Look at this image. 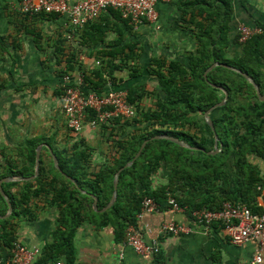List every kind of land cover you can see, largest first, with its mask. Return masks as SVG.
<instances>
[{"label":"trees","instance_id":"1","mask_svg":"<svg viewBox=\"0 0 264 264\" xmlns=\"http://www.w3.org/2000/svg\"><path fill=\"white\" fill-rule=\"evenodd\" d=\"M230 5L229 0L186 4L183 11L190 9L193 11L191 17L198 15L202 20L196 25L195 53L190 55L187 66L177 61H152L148 66L149 74L156 79L159 89L147 91L143 85L127 89V101L134 105L135 116L127 120L113 119L100 128L106 130L111 124L123 123L134 129L120 140L110 134L112 152L105 154L104 162L94 164L92 153L86 148L71 153L53 150L60 171L54 167L50 153H46L45 160L43 155L39 158V173L33 180L2 184L12 206L11 215L0 220L3 230L0 239L6 248L11 249L16 240L13 220L21 217L34 220L38 210L45 206L56 210V227L52 241L43 248L34 264H57L62 257L73 264V237L83 223L96 227L110 223L122 236L126 227L136 225L135 216L144 197L154 199L162 208L171 197L188 214L202 208L220 210L225 202L245 206L255 214L264 213V208L257 205L264 180L258 167L249 162L250 156L264 162V101L259 100L251 84L231 70L217 66L206 78L203 76L214 63L230 65L250 76L260 94L264 93V27L257 24L263 33L244 43H239L235 34L233 41L240 53L226 57L224 51L230 42L228 33L232 17ZM106 12L121 19L118 11L108 8ZM124 49L129 50V54H125V60L121 58L120 64L105 62L88 75L82 73V82L90 88L89 92H102L108 83L115 86L114 72L125 70L126 59L136 58L133 54L135 43L114 53L122 54ZM79 69L82 70L80 65ZM138 72L133 69L130 77L134 78ZM211 84L228 93L225 105L210 115L214 132L222 144L221 151L215 155L207 154L213 151L214 135L204 120V113L224 95ZM146 97H151L152 107L140 108L138 101ZM160 135L178 138L203 149L204 153L179 147L168 140H149ZM146 140L140 156L119 174L115 203L105 212L94 211L93 198L97 199L98 210L107 205L113 191L114 174L134 157ZM38 143L29 141L21 147L16 165L4 159L9 167L0 172V179L31 177ZM162 166L169 172L167 182L152 189L153 177ZM137 185L140 191L136 190ZM7 209L0 195V216H4Z\"/></svg>","mask_w":264,"mask_h":264},{"label":"crops","instance_id":"2","mask_svg":"<svg viewBox=\"0 0 264 264\" xmlns=\"http://www.w3.org/2000/svg\"><path fill=\"white\" fill-rule=\"evenodd\" d=\"M21 1L0 0V172L9 167L4 159L18 164L19 149L34 140L39 142L35 148L36 151L40 147L39 158H42L43 151L66 150L71 153L75 149L86 148L92 153L94 164L104 162L105 154L112 146L110 134L119 140L124 139L134 127L114 123L106 130L85 127L81 133L69 131L61 108L62 77L69 75L73 80L79 73L88 75L100 69L105 62L120 64L129 50L124 49L122 54L114 52L135 43L133 54L136 58L126 59L125 70L114 72L113 88L127 91L134 85H143L147 91L159 89L156 79L149 74V64L156 60L177 61L187 66L197 45L196 25L202 20L198 15L191 17L192 10H183L186 4L210 0L162 1L156 4L157 19L154 23L144 21L135 27L128 20L115 18L104 11L96 21L79 31H72L66 16L22 15L18 9ZM76 1L68 0L67 4ZM229 2L232 7L228 33L230 42L224 55L235 57L240 53L239 46L233 41L237 26L259 24L264 27V0ZM72 65L73 69L69 70ZM133 69L139 71L134 78L130 77ZM80 88L84 92L90 91L83 82ZM109 88L108 83L102 92ZM151 101V97H146L138 101V105L147 109L152 107ZM249 162L258 167L264 180V162L254 156L249 157ZM168 176L169 172L162 166L153 177L152 189L165 185ZM136 190L140 191L141 187L137 185ZM257 205L264 208V188L257 198ZM101 210L97 208L96 212L102 213ZM36 214L34 220L23 217L13 220L16 229L14 238L27 247L40 249L42 253L52 241L57 212L52 207H46ZM135 223L145 242L159 241L157 255L133 253L124 244V234L119 236L110 223L103 227L83 223L73 237V264H116L120 252L124 254L120 264H249L259 247L255 240L233 245L220 223H212L209 227L197 224L185 208L173 211L168 203L157 212L145 214L137 221L135 219ZM165 223H184L191 230L178 236L165 235L161 232ZM2 232L0 223V236ZM9 250L0 239V258L7 256ZM261 256L264 264V252ZM57 263L68 264L64 257Z\"/></svg>","mask_w":264,"mask_h":264},{"label":"built area","instance_id":"3","mask_svg":"<svg viewBox=\"0 0 264 264\" xmlns=\"http://www.w3.org/2000/svg\"><path fill=\"white\" fill-rule=\"evenodd\" d=\"M162 1L166 0H78L69 5L68 0H22L18 3V9L27 17L66 16L72 31H79L96 21L108 8L118 11L121 18L128 20L134 27L144 21L154 23L157 19L156 4ZM262 33L263 29L260 26L240 24L236 28L239 43ZM82 81L81 73L73 80L69 75L62 77L61 108L69 131L81 133L85 127L96 129L113 119L127 120L135 116L134 105L127 101L126 90L114 89L109 83L111 88L105 92H84L80 88ZM167 203L173 211L184 210L171 197ZM159 208L154 199L144 197L135 216L136 221L145 214L157 212ZM190 216L197 224L207 227L212 223H220L233 245H242L249 240L257 241L258 250L249 264H262L264 213L255 214L245 206L225 202L220 210L202 208L193 210ZM190 230L189 225L184 223H165L161 226L163 234L172 236L188 234ZM142 237L136 225H129L124 231V244L136 255H157L160 251L159 241L147 243ZM40 254V249L27 247L15 241L9 254L0 258V264H34ZM123 257V252H120L116 264H120Z\"/></svg>","mask_w":264,"mask_h":264},{"label":"water","instance_id":"4","mask_svg":"<svg viewBox=\"0 0 264 264\" xmlns=\"http://www.w3.org/2000/svg\"><path fill=\"white\" fill-rule=\"evenodd\" d=\"M217 66H221L223 68H226L228 70H231V71L241 75L248 82V84L252 85V87L254 88V90L256 92V95L259 98V100L260 101H264V93L260 94L259 88H258V86L256 84H254V81L252 80V78L250 76H248L246 73H243L242 71H240V70H238V69H236V68H234V67H232L230 65L214 63L204 72V75H203L204 78H206L207 73L211 69H213L214 67H217ZM211 86L213 88L220 89L223 92V95H224L223 99L220 102H218L215 105H213L212 107H210L204 113V120H205L206 124L210 127V129H211V131L213 132V135H214L213 151L207 152V154L208 155H215V154H217V153H219L221 151L222 144L219 143V139H218L217 135L214 132V127H213V123H212L210 115H211V113L213 111H215V110L219 109L220 107H222L223 105H225V103L227 101V98H228V93H227V91L225 89H223L221 87H218V86H216L214 84H211ZM159 139L168 140V141L178 145L179 147H182V148H185V149H188V150L199 151V152L204 153V150L201 149V148L192 147V146L188 145L186 142H184V141H182V140H180L178 138L170 137V136H167V135L153 136L149 140H159ZM147 142H148V140L144 141L142 143V145L140 146L139 150L137 151V153L134 155V157L115 173L114 178H113V192H112L110 201L101 210V212H105L106 210L111 208L112 205L115 203L116 198H117V186H118V180H119L120 172L123 169L128 168V167H130L133 164V162L140 156L141 151H142V149L144 148V146L146 145ZM49 152H50V155L52 157L51 160H53L54 167L58 171H60L59 170V166H58V162L56 160L55 155L52 153L51 150H49ZM39 156H40V147H37V149L35 151V158H34V160H35L34 174L31 177H29V178H21V177H16V176L13 177L12 176V177H6V178H3V179H0V195L3 197V199L5 200V202H6L7 206H8L7 213L4 216H0V219H5V218L9 217L10 214L12 213V206L10 204V201H9L7 195L3 192L2 188H1V185L3 183H11V182H21V181L33 180L38 175V172H39V160H38ZM81 193L84 194V191H81ZM92 207H93L94 211H97V203H96V198L95 197L93 198Z\"/></svg>","mask_w":264,"mask_h":264},{"label":"rangeland","instance_id":"5","mask_svg":"<svg viewBox=\"0 0 264 264\" xmlns=\"http://www.w3.org/2000/svg\"><path fill=\"white\" fill-rule=\"evenodd\" d=\"M143 100H144V99H143ZM151 102H152V101H151ZM149 104H150V103H149ZM152 104H153V103H152ZM152 104H151V105H152ZM142 106H143V104H142ZM98 128H100V126H99V127H97V129H98ZM110 142H111V140H110ZM111 152H112V149H111V148H109V153H111ZM42 155H43V156L45 155V156H44V160H45V159L47 158V156H46V153H45L44 151H43ZM40 205H41V204H40ZM43 208H46V206H45V207H43ZM43 208H42V209H43ZM39 211H40V209H39Z\"/></svg>","mask_w":264,"mask_h":264}]
</instances>
